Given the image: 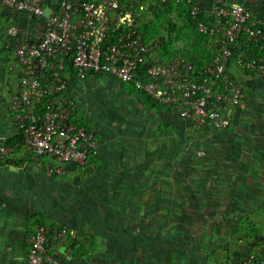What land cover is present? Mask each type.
Instances as JSON below:
<instances>
[{"label": "rangeland", "instance_id": "1", "mask_svg": "<svg viewBox=\"0 0 264 264\" xmlns=\"http://www.w3.org/2000/svg\"><path fill=\"white\" fill-rule=\"evenodd\" d=\"M34 19L0 5V137L16 129L5 57L37 39ZM244 82L237 119L216 129L149 110L106 74L74 79L68 95L96 133L98 158L55 177L36 157L11 171L0 159V264H21L36 213L102 238L101 252L80 258L61 239L52 246L61 264H251L231 242L245 218L264 236V76Z\"/></svg>", "mask_w": 264, "mask_h": 264}, {"label": "built area", "instance_id": "2", "mask_svg": "<svg viewBox=\"0 0 264 264\" xmlns=\"http://www.w3.org/2000/svg\"><path fill=\"white\" fill-rule=\"evenodd\" d=\"M185 1L197 29L225 45L200 69L180 57L167 65L148 62L149 48L134 27L133 7H122L120 0H0L2 7L43 22L39 38H25L15 47L21 74L14 84L10 108L15 128L22 130L24 146L32 149L36 157L48 154L54 159L47 172L64 175L84 167L90 156L97 154L95 131L71 121L74 101L54 94L67 88L66 80L60 76L66 61L74 70L70 80L106 74L119 82H132L151 98L174 106L179 118L198 127L224 129L232 125L245 95L231 75L225 79L223 76L232 48L240 44L257 48L250 49L240 62L264 75V11L257 15L241 3L214 0L206 16L202 0ZM131 2L140 4V0ZM9 32L16 35L18 30L12 27ZM49 66L55 68V88L42 86ZM142 75L155 80L143 81ZM46 94L54 96L42 100ZM11 150L1 146L0 156ZM47 233L45 226L37 225L27 238L28 264L57 263L56 257L47 253ZM68 235L75 237L76 231L63 226L60 238ZM239 257L249 263L256 260L246 245L240 247ZM260 264H264V257Z\"/></svg>", "mask_w": 264, "mask_h": 264}, {"label": "trees", "instance_id": "3", "mask_svg": "<svg viewBox=\"0 0 264 264\" xmlns=\"http://www.w3.org/2000/svg\"><path fill=\"white\" fill-rule=\"evenodd\" d=\"M120 4L122 7H128L130 5L133 7V14L135 17L134 27L141 33L144 44L149 48V53L147 55L148 62H156L158 64L167 65L180 57L189 60L195 65V68L200 69L205 64L211 62L214 56L221 53L225 47V45L216 43L215 36L208 33H202L197 29V26L194 24L190 15V5L187 4L185 0H178L175 2L140 0V4L131 2V0H120ZM140 6H142V8ZM203 16L204 14L201 15V17ZM14 49L15 48L13 46H10L5 57L7 77L9 80L11 79V92L15 90L14 84L21 74L18 62L14 55ZM250 49L257 51V48H255L254 45L240 44V47L232 48L233 52L229 59V63L226 66V73L223 76L225 79L231 75L233 80L242 86L244 95L248 92L247 84L244 81L250 76L260 75L256 70L249 69L240 62V58L247 54ZM51 62L55 63L56 61L52 60ZM54 69L55 68L49 66L46 70V77L45 79H42L43 87L55 88L58 85V82L54 77ZM73 73L74 70L71 67V62L66 61L65 69L61 72L60 76L66 80L67 88L64 91L54 93L55 95L69 98V87L74 79L71 77L70 80L68 77L72 76ZM140 78L143 81L155 80L152 76L147 75H142ZM121 83L124 88L131 91L132 94L136 96L141 104L147 109L168 110L174 113V106L162 104L151 98L143 89L136 87L134 83ZM52 96L54 95L46 94L42 100ZM71 121L91 129L81 112L78 111L77 107L74 109ZM1 146L12 148L7 155L2 157L0 156V159L8 163L10 166H20L23 160L36 157L32 149H28L24 146L22 130L17 127L15 134L0 137V147ZM18 155H23V157L18 158ZM36 158L40 160L41 165L45 170H47V166L52 164L54 161L52 156L48 154ZM97 158L98 154L91 155L89 162L84 167L95 163ZM51 175L54 177L57 176L55 173H52ZM29 223L30 222H28L25 233L27 238L31 235L37 225H43L47 228V236L49 240L47 253L54 255L52 246L57 245V243H62L59 233L64 225L55 224L53 221L47 220L42 213H36L34 216L33 225L35 226H31ZM234 232L237 233V235L231 242V255L233 254L234 256L236 251L238 252L240 250L241 246L246 245L248 247L250 246L249 244H251L252 246L250 247L256 257L255 262L251 264H260L261 259L264 257V248L260 250L257 248L259 246L264 247L262 228L258 226L254 219L245 218L234 228ZM101 240L102 238H100L97 234L92 233H76L75 237L68 235L63 238V242H65L66 247L69 249L68 255L73 258H80L92 252H101L103 248L102 246H104ZM27 252L28 246L24 251V258L21 264H28ZM54 256L56 257V255ZM47 264L61 263L57 261V263L51 262Z\"/></svg>", "mask_w": 264, "mask_h": 264}, {"label": "crops", "instance_id": "4", "mask_svg": "<svg viewBox=\"0 0 264 264\" xmlns=\"http://www.w3.org/2000/svg\"><path fill=\"white\" fill-rule=\"evenodd\" d=\"M229 1L241 3L245 6H247L248 8L253 10V12L257 15H260L264 11V0H229ZM213 5H214V0H202V7L205 11L204 14L206 16L210 15L209 13L213 9ZM34 26L37 27V30H38L37 31L38 33L35 34L34 37L39 38L43 32V22L40 19H34ZM239 111H240V108L237 111L235 120L237 119V116L239 115ZM15 132H16V129H14V131L12 132L11 135L15 134ZM11 168H14V166L13 167L10 166L8 171H11L10 170ZM27 246H28V243L23 245V254H24V251L26 250Z\"/></svg>", "mask_w": 264, "mask_h": 264}]
</instances>
